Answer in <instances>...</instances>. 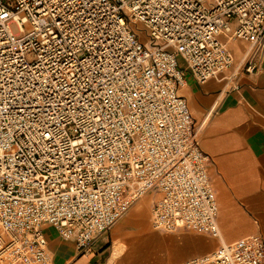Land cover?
Wrapping results in <instances>:
<instances>
[{
    "label": "built area",
    "instance_id": "1",
    "mask_svg": "<svg viewBox=\"0 0 264 264\" xmlns=\"http://www.w3.org/2000/svg\"><path fill=\"white\" fill-rule=\"evenodd\" d=\"M187 2L191 5L189 12L192 16L200 14L199 31L205 33L200 37V43L204 44V48L199 49L204 54L202 60L197 55L196 44L186 48L181 38L165 40L159 31L153 33L135 10L137 0H107L103 5L114 18L124 21L122 27L130 29L127 35L132 41L143 42L141 35L147 38L144 43L150 55L146 67H151L153 72L147 87L156 86L157 99L163 101L160 110L162 113L167 110V119L171 122L168 151L162 153L170 162L166 172L148 175L138 167L137 157L148 156L149 146L144 145L142 150L141 141L134 140L132 143L125 142V150L115 154L114 159L106 156L102 168L98 161L93 162L95 168L101 169V178H96L93 169L74 168L69 171L71 164L61 156L56 160L57 168L50 167V161L43 164L48 166L43 174L50 172L49 181L53 183L45 182L37 187L33 182V186L29 187L25 182L22 188L14 182L17 178L16 165L19 164L20 150L31 143L33 134L30 131L26 133L25 129L32 121L27 108L22 116L13 111V116L3 121V130L0 131V169L5 173L11 169L12 179L2 177L0 185L11 188L14 196L19 193L21 203L9 201L11 213L8 206L0 205V264H53L45 234L47 225L55 227L62 238L75 240L80 252H88L136 200L147 194L155 196L151 211L154 230L221 236L218 202L209 169L212 159L200 142L204 122H196L179 90L186 84L187 74L203 84L211 79H228L254 72L264 57V27L255 31L250 25L246 27L248 21L238 3L233 11L223 7L217 11V0ZM261 3L264 4V0ZM260 13L264 18V7ZM0 17H3L0 19V31L6 32L13 40L19 38L23 45V57L31 67L41 54L33 0H0ZM191 27L195 29L196 25ZM33 35L35 39H32ZM228 41L248 44L240 61H236L228 48ZM76 55L90 62L92 49L85 46ZM181 61L183 67L180 66ZM64 63L61 61V67ZM72 67L71 64L67 66L64 77ZM32 71L35 73V68ZM137 76L140 77V73ZM32 78L35 79L34 76ZM12 103L15 105L16 101ZM68 132L75 133V127L70 124ZM45 145L40 151L46 150ZM24 154L37 158L33 169L35 174H41L43 166L40 161L43 157L40 153L35 150L28 152L25 148ZM48 155L51 156V151ZM72 159L87 161L88 156L81 153L80 157L73 156ZM21 167L26 169L27 166ZM85 172L92 175L85 184H80L79 177ZM32 175L29 173V178ZM61 185H67V188ZM73 187L75 193L69 194V189ZM97 187L101 191H96ZM85 191L90 194L87 198ZM182 264H264V236L253 234L224 243L213 252Z\"/></svg>",
    "mask_w": 264,
    "mask_h": 264
},
{
    "label": "snow or ice",
    "instance_id": "2",
    "mask_svg": "<svg viewBox=\"0 0 264 264\" xmlns=\"http://www.w3.org/2000/svg\"><path fill=\"white\" fill-rule=\"evenodd\" d=\"M106 3L107 0H33L41 54L31 67L23 57L19 38L13 40L0 31V131L3 121L12 117L13 111L22 116L27 108L32 121L25 129L33 134L31 143L20 150L16 165L14 182L22 188L25 182L29 187L33 182L37 187L45 182L53 183L49 181L50 172L43 174L48 170L43 164L50 161V167L57 168L56 160L61 156L71 164L69 171L93 169L96 178H101V169L95 168L93 162L98 161L102 168L106 156L114 159L115 154L125 150V142L134 140L141 141L142 150L144 145L149 146L148 156L137 157V166L145 173L164 174L168 169L170 162L162 153L168 151L171 122L167 110L163 113L160 110L163 101L157 99L156 86L147 87L153 75L151 67H146L149 49L144 42L131 40L127 35L130 29L122 27L124 21L114 18L103 7ZM237 3L244 10L246 27L250 25L253 31L264 27L261 0H217L215 8L233 11ZM190 7L187 0H137L135 10L153 33L159 31L165 40L181 38L186 48L196 44L197 55L202 60L204 54L199 49L204 44L200 43V37L205 33L199 31L200 14L192 16ZM192 24L196 25L195 29ZM35 38L33 35L32 39ZM85 46L92 49L90 62L76 55ZM61 61L65 62L63 67ZM69 64L73 67L64 77ZM70 124L75 127V133L68 132ZM42 145L45 151H40ZM25 148L43 157L41 174H35L33 165L37 158L25 156ZM81 153L88 156L87 161L72 159ZM21 165H26V169ZM29 173H33L31 178ZM91 175L85 172L79 183L85 184ZM5 176L12 179L11 169L8 173L0 169V178ZM140 176L142 179L143 173ZM96 191L101 190L97 187ZM73 193L75 187L69 189V194ZM84 195L90 196L86 191ZM9 201L20 204L19 193L14 196L11 188L0 185V205L8 206L11 213Z\"/></svg>",
    "mask_w": 264,
    "mask_h": 264
},
{
    "label": "crops",
    "instance_id": "3",
    "mask_svg": "<svg viewBox=\"0 0 264 264\" xmlns=\"http://www.w3.org/2000/svg\"><path fill=\"white\" fill-rule=\"evenodd\" d=\"M234 42L243 57L248 44ZM179 94L186 98L196 122H204L200 142L212 159L209 169L221 236L205 238L199 236L205 234L154 229L136 235L118 233L113 235L116 240L104 234L84 253L75 240L62 238L55 227L47 225L45 234L53 264H111L112 252L119 248L117 243L126 238L144 243L150 235H156L158 252L140 264H182L224 243L253 234L264 236V57L254 72L238 77L200 84L187 74ZM109 242L112 245L107 246Z\"/></svg>",
    "mask_w": 264,
    "mask_h": 264
},
{
    "label": "bare ground",
    "instance_id": "4",
    "mask_svg": "<svg viewBox=\"0 0 264 264\" xmlns=\"http://www.w3.org/2000/svg\"><path fill=\"white\" fill-rule=\"evenodd\" d=\"M141 40L143 42L147 41V38L144 35H141ZM228 48H230L235 54L236 59H240L242 57V50L234 41L227 42ZM147 201L140 202L137 204L130 214V216L135 220L137 219V224L142 225L144 223L143 215H144V205ZM221 211V209H220ZM152 232V231H146ZM156 235H150L147 237L148 241L144 243H137L135 238L133 239H124L122 240L119 248L117 247L114 252H112L111 264H140V262L144 258H151L153 255H156L158 250L156 248V243L154 242V238ZM201 237L209 238L206 235H199ZM144 239V238H143ZM146 249V250H145Z\"/></svg>",
    "mask_w": 264,
    "mask_h": 264
},
{
    "label": "rangeland",
    "instance_id": "5",
    "mask_svg": "<svg viewBox=\"0 0 264 264\" xmlns=\"http://www.w3.org/2000/svg\"><path fill=\"white\" fill-rule=\"evenodd\" d=\"M247 45V44H246ZM238 59H236L237 61ZM180 66L183 67V62H180ZM228 75V73H227ZM153 195L151 194H147L145 196H143L142 198L136 200L131 206L130 208L125 212V214L112 226L111 230L106 233V235L109 237H114V240H116V236H113L115 234L120 233V236H123L125 234H132V235H136V234H140V233H144L146 231H153V228L151 226V221H150V215H151V208L153 205ZM147 201V203L144 205V215H143V219H144V223L142 225L137 224V219L135 218V220H133V218L130 216L132 209L139 204L140 202L143 201ZM195 233V232H193ZM200 234V233H197ZM111 242V241H110ZM110 242L108 243L107 246H110L112 244H110ZM117 243V242H116ZM218 245V244H217ZM117 246H120V243H117ZM216 248V247H215Z\"/></svg>",
    "mask_w": 264,
    "mask_h": 264
}]
</instances>
